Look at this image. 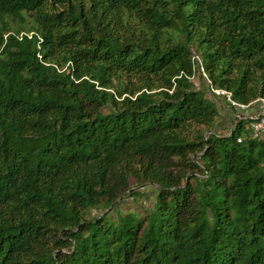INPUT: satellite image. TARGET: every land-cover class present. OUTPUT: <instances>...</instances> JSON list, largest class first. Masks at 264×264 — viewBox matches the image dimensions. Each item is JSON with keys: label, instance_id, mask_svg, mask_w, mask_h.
<instances>
[{"label": "trees", "instance_id": "trees-1", "mask_svg": "<svg viewBox=\"0 0 264 264\" xmlns=\"http://www.w3.org/2000/svg\"><path fill=\"white\" fill-rule=\"evenodd\" d=\"M209 85L264 96V0H0V264H264V131Z\"/></svg>", "mask_w": 264, "mask_h": 264}, {"label": "built area", "instance_id": "built-area-1", "mask_svg": "<svg viewBox=\"0 0 264 264\" xmlns=\"http://www.w3.org/2000/svg\"><path fill=\"white\" fill-rule=\"evenodd\" d=\"M194 57L198 58L196 55ZM212 95H223L225 102L229 105V107H236L237 109H243L249 106L255 107V111L253 115H247L251 118L248 122L250 131L253 136H260L264 131V96H258L251 100L249 103H241L235 101L231 97V92L227 89L220 87H213L209 85L208 89ZM238 112H235L233 116H237ZM239 116V115H238ZM241 136H237L236 140L239 141Z\"/></svg>", "mask_w": 264, "mask_h": 264}, {"label": "rangeland", "instance_id": "rangeland-1", "mask_svg": "<svg viewBox=\"0 0 264 264\" xmlns=\"http://www.w3.org/2000/svg\"><path fill=\"white\" fill-rule=\"evenodd\" d=\"M249 112V113H247ZM238 115H253L254 112H252L251 108L248 109V108H243L241 109L239 112ZM229 113H225V115L223 117H221V122H226V120L228 119V116ZM222 132H225L222 131ZM149 192H153V189L149 188ZM150 203V199H147V198H144V197H141L139 198V200L137 201H133L132 199L130 198H123L121 200V208L123 210H126V209H130V208H134V209H139L141 211H145L146 210V204H149Z\"/></svg>", "mask_w": 264, "mask_h": 264}, {"label": "crops", "instance_id": "crops-1", "mask_svg": "<svg viewBox=\"0 0 264 264\" xmlns=\"http://www.w3.org/2000/svg\"><path fill=\"white\" fill-rule=\"evenodd\" d=\"M246 108H248V109L251 108L252 112L255 111V107H253V106H248V107H246ZM221 112L223 113V116H224L225 113H229V110H228V109H223ZM247 113H249V112H247ZM263 133H264V132H263Z\"/></svg>", "mask_w": 264, "mask_h": 264}, {"label": "water", "instance_id": "water-1", "mask_svg": "<svg viewBox=\"0 0 264 264\" xmlns=\"http://www.w3.org/2000/svg\"><path fill=\"white\" fill-rule=\"evenodd\" d=\"M231 132V129H230V127H229V131H228V133L227 134H229Z\"/></svg>", "mask_w": 264, "mask_h": 264}]
</instances>
